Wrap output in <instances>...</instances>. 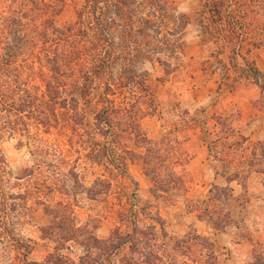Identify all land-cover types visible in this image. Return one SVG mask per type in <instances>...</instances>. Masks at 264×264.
I'll return each instance as SVG.
<instances>
[{
	"label": "rangeland",
	"instance_id": "374dc122",
	"mask_svg": "<svg viewBox=\"0 0 264 264\" xmlns=\"http://www.w3.org/2000/svg\"><path fill=\"white\" fill-rule=\"evenodd\" d=\"M44 1L50 5L43 7V17L60 28L73 24L75 31L55 34L50 26L49 42L37 46L35 55L53 56L63 44L62 91L77 97L84 122L60 128L29 118L25 126L17 116L16 134L0 140V264L41 262L59 238L40 200L23 198L30 194L29 180L17 179L34 162L38 143L64 151L63 168L76 166L87 186L98 176L111 182L101 198L68 195L78 224L88 223L100 238H109L116 227L132 231L136 222L151 232L156 225L167 259L176 240L195 229L216 244L218 264H264V0H64L56 10L55 0ZM31 2L0 0V14L17 18ZM97 16L110 38L99 31ZM5 30L2 56L18 62L20 80L43 94L49 64L33 56L26 60L24 45L14 47L8 26ZM127 51L136 54L124 63L119 57ZM93 66L103 67V78L93 75L85 89L83 73ZM125 68L130 76L123 74ZM115 77L122 83L111 94L114 102L142 108V132L175 161L184 185L155 193L142 159L146 149L125 131L118 134L123 147H114L98 130L99 95ZM60 112V119L69 116L67 108ZM230 123L228 137L218 132ZM97 144L111 153L103 164L86 155ZM120 160L126 170L118 168ZM170 173L161 169L165 177ZM214 220L228 223L220 227ZM126 247L104 264H123ZM63 253L78 259L84 247L70 240ZM183 258L193 263L187 254Z\"/></svg>",
	"mask_w": 264,
	"mask_h": 264
},
{
	"label": "trees",
	"instance_id": "16d2710c",
	"mask_svg": "<svg viewBox=\"0 0 264 264\" xmlns=\"http://www.w3.org/2000/svg\"><path fill=\"white\" fill-rule=\"evenodd\" d=\"M63 2L64 0H55L53 8L56 10L63 5ZM46 3L49 4L44 0H32L26 9L20 11L17 18H4V11H1L0 48L2 39L7 37L5 29L8 26L11 38H14L15 41L14 47L19 49L21 45H24L26 50L24 53L25 59L28 60L33 56L39 63H48L52 72L46 81L45 90L41 94L34 87L33 89L30 88L28 80L26 82L20 80L19 76L21 75L19 74H22V72L19 70V63L5 59L0 51V140L5 137V134L9 136L16 134L15 118H18L17 116H19L25 126L29 125L27 121L29 118L35 120L39 125L47 127L64 125L69 128H76V124L84 122V114L79 109L77 97L73 95L69 99L64 96L62 91L60 78L62 69L60 68V63H63L61 58L63 44L58 43L53 56L35 55L37 54V46L45 45L49 42L50 34L48 28L50 26L56 30L55 34L57 32L68 34V32L75 31L73 24L60 28L56 27L52 18L43 17V7ZM96 22L99 31L104 34L105 39L110 38V33H108L107 26L103 25L101 17L97 16ZM120 39L124 42L126 37L121 36ZM72 46L73 44H71V48ZM135 54V51H127L123 52L119 58L124 60V63H127L133 59ZM64 63H67L65 59ZM97 63H102V61L99 60ZM123 74H129L127 68L124 69ZM93 75L103 78V67L93 66L85 70L83 73V86L85 89H88L89 79ZM121 78L115 77L112 80H108L100 92L99 101L101 108L96 116L98 130L103 136L112 138L111 144L114 147H123L124 140L118 134H120L119 131H125L133 137L138 146L146 149L142 159L146 164L148 173L154 180L153 191L155 193V189L167 191L171 187L184 185L185 179L176 168L175 161L169 156L162 155V146L149 139L142 132L139 120L142 108L138 107L137 103H133L129 107H122L114 102L111 94L114 92L115 87L122 83ZM60 108H67L69 116L60 119ZM231 130L232 123L229 124L228 130L222 127L218 132L223 136L225 133L228 137ZM163 143L166 145L167 140ZM97 146H99L97 149H87L86 155L91 156L97 163L103 164L111 156V153L107 145L101 146L97 144ZM32 150L34 162L30 166L25 167L24 174L17 178L29 180L30 194L26 195L27 193H25L22 196L26 200L30 196L40 200L39 202L50 216L51 223L59 230V238L56 240L54 250L49 253L45 260L28 264H66L68 262H70L69 264H104L106 257L110 259L115 253L121 252L125 246H127V252L122 256L123 264H180L182 261L180 258L183 254L185 256L187 254L188 260H193L191 264H218L219 256L216 244L208 235L201 234L195 229L188 231L184 236L176 240L172 253L167 259L161 254L162 244L159 241L156 225H153V232H151L141 228L136 222L132 231L122 232L119 227H116L109 238H100L88 223L78 224L75 215V203L68 195L86 193L89 197L101 198L104 192L109 190L111 182L105 177L98 176L92 185L87 186L76 166L72 165L69 168H63V164L60 163L59 159L60 157H65L66 159L64 151L51 146L46 148L45 145L42 146L39 143ZM129 152L131 153V151ZM217 156L219 158V155ZM110 160L115 162L116 159ZM218 160H220L219 163L222 167L228 165V163H223L225 161L221 163V158ZM0 161H3L1 154ZM117 166L121 170H126V163L122 161ZM163 168L171 171L169 176L161 175V169ZM218 172L224 173L225 171L218 169ZM228 179L231 181L234 178L228 177ZM11 182H13V186L14 181L10 178V184ZM12 186L10 185V188ZM220 221L214 220L215 224L220 227H224L228 223ZM52 228L51 226L50 230ZM70 240L79 241L84 247V253L78 259L68 257L66 253H63L66 248V242ZM195 246L199 247V255H196L198 251H195ZM256 259L257 262L261 258L256 254ZM182 263L187 264L186 259L183 258Z\"/></svg>",
	"mask_w": 264,
	"mask_h": 264
},
{
	"label": "crops",
	"instance_id": "0c3cea01",
	"mask_svg": "<svg viewBox=\"0 0 264 264\" xmlns=\"http://www.w3.org/2000/svg\"><path fill=\"white\" fill-rule=\"evenodd\" d=\"M219 251V250H218ZM218 260H219V257H218Z\"/></svg>",
	"mask_w": 264,
	"mask_h": 264
}]
</instances>
